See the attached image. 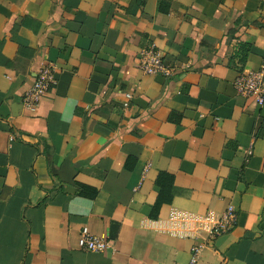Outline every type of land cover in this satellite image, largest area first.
Wrapping results in <instances>:
<instances>
[{
	"label": "crops",
	"instance_id": "1",
	"mask_svg": "<svg viewBox=\"0 0 264 264\" xmlns=\"http://www.w3.org/2000/svg\"><path fill=\"white\" fill-rule=\"evenodd\" d=\"M151 45L172 77L138 70ZM263 64L264 0H0V264H189L204 242L198 264H264V106L233 87Z\"/></svg>",
	"mask_w": 264,
	"mask_h": 264
},
{
	"label": "built area",
	"instance_id": "2",
	"mask_svg": "<svg viewBox=\"0 0 264 264\" xmlns=\"http://www.w3.org/2000/svg\"><path fill=\"white\" fill-rule=\"evenodd\" d=\"M138 70L150 76H163L170 78L175 73V67L169 64L162 51L155 45L141 49L138 53ZM57 85L56 66L46 65L36 74L33 85L22 98L25 112L32 114L37 111L41 102L47 98L51 90ZM235 93L250 99L258 107L264 106V64L258 70L242 71L233 82ZM130 99L131 94H127ZM128 102L124 103V107ZM237 222V211L229 206L216 224L210 228L208 236L214 239L228 232ZM111 241L104 236H96L83 228L80 234L78 249L86 253H104L110 248ZM205 242L191 248L189 264H198L205 249Z\"/></svg>",
	"mask_w": 264,
	"mask_h": 264
},
{
	"label": "trees",
	"instance_id": "3",
	"mask_svg": "<svg viewBox=\"0 0 264 264\" xmlns=\"http://www.w3.org/2000/svg\"><path fill=\"white\" fill-rule=\"evenodd\" d=\"M249 52H250V48L247 45L245 47L241 46L240 51L237 52V55L239 56V58L241 57L243 64L246 62L247 60L246 56ZM238 69L242 70V67ZM130 168H132V166H130ZM157 185L160 188V197L157 201V204L155 205V209H154L155 214L161 205L165 203H169L172 198V193L170 189L173 185V177L168 174H161L157 180ZM83 191H84L83 194H86L87 191L85 189ZM92 197H94V195Z\"/></svg>",
	"mask_w": 264,
	"mask_h": 264
}]
</instances>
